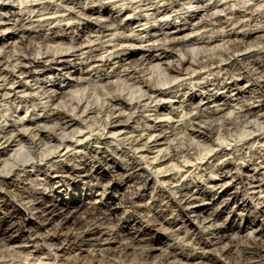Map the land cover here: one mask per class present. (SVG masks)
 I'll use <instances>...</instances> for the list:
<instances>
[{
  "label": "clouds",
  "instance_id": "clouds-1",
  "mask_svg": "<svg viewBox=\"0 0 264 264\" xmlns=\"http://www.w3.org/2000/svg\"><path fill=\"white\" fill-rule=\"evenodd\" d=\"M0 264H264V0H0Z\"/></svg>",
  "mask_w": 264,
  "mask_h": 264
}]
</instances>
